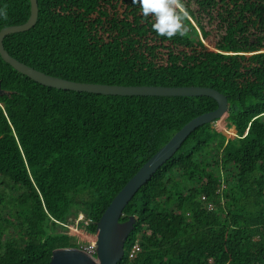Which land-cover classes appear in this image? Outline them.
Wrapping results in <instances>:
<instances>
[{"label":"trees","instance_id":"trees-1","mask_svg":"<svg viewBox=\"0 0 264 264\" xmlns=\"http://www.w3.org/2000/svg\"><path fill=\"white\" fill-rule=\"evenodd\" d=\"M36 1L33 26L2 40L18 61L74 82L226 96L234 136L218 119L196 127L138 188L116 264H264V0H178L195 37L171 39L132 0ZM0 10V29L22 24L30 2L0 0ZM0 87V264H47L54 249L77 248L65 224L79 213L95 223L176 131L217 107L204 95L55 89L1 56Z\"/></svg>","mask_w":264,"mask_h":264},{"label":"water","instance_id":"water-1","mask_svg":"<svg viewBox=\"0 0 264 264\" xmlns=\"http://www.w3.org/2000/svg\"><path fill=\"white\" fill-rule=\"evenodd\" d=\"M30 14L28 19L17 25L0 29V56L17 72L26 75L35 82L55 89L74 90L112 95H158V96H209L217 107L209 112L200 114L176 131L169 140L150 156L131 178L114 195L103 210L94 226L96 236V257L88 255L78 248H58L52 251L47 264H116L124 255V244L133 229L135 217L120 221L122 210L138 188L166 161L180 146L182 141L196 127L220 119L227 111L226 96L211 87L200 86H118L99 83H84L66 80L45 74L12 57L3 47L2 40L6 34L21 32L29 29L37 18V1L29 0ZM0 94H9L1 89Z\"/></svg>","mask_w":264,"mask_h":264},{"label":"clouds","instance_id":"clouds-1","mask_svg":"<svg viewBox=\"0 0 264 264\" xmlns=\"http://www.w3.org/2000/svg\"><path fill=\"white\" fill-rule=\"evenodd\" d=\"M138 4L145 17L152 15L155 19L151 27L158 36L173 38L177 33L184 35L186 28L181 23V16L175 11L180 7L178 0H132ZM0 16L7 19L6 11L0 10Z\"/></svg>","mask_w":264,"mask_h":264},{"label":"built area","instance_id":"built-area-1","mask_svg":"<svg viewBox=\"0 0 264 264\" xmlns=\"http://www.w3.org/2000/svg\"><path fill=\"white\" fill-rule=\"evenodd\" d=\"M71 224H73V225H71ZM91 224H95L91 218L86 217L82 213H79L76 217L72 218L69 223L65 224V226L68 228L67 232L69 234L75 236L73 233L69 232V226L75 227V229L79 228L81 230H85L86 232H88L86 227H88ZM95 241H96L95 234L90 233V238H88V240L86 242H84V241L81 242L77 248L84 251L88 255L96 257ZM137 246H138V244L135 243L133 248L131 249V256L135 253Z\"/></svg>","mask_w":264,"mask_h":264},{"label":"rangeland","instance_id":"rangeland-1","mask_svg":"<svg viewBox=\"0 0 264 264\" xmlns=\"http://www.w3.org/2000/svg\"><path fill=\"white\" fill-rule=\"evenodd\" d=\"M181 23L183 27L187 29V31H185L184 34L190 38H194L195 32L192 26L190 25V23L184 17H181ZM213 127L216 128L217 130H224L225 132L228 133L229 136H234L233 131L231 129L226 128L225 123L221 118L213 123ZM69 232L73 233L76 236V239L80 240L81 242L83 241L86 242L88 238H90V232H86L85 230H81L79 228L75 229V227L69 226Z\"/></svg>","mask_w":264,"mask_h":264}]
</instances>
